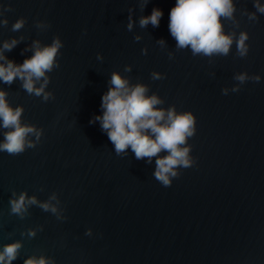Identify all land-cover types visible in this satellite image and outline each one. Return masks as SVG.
Returning a JSON list of instances; mask_svg holds the SVG:
<instances>
[{
	"label": "water",
	"instance_id": "1",
	"mask_svg": "<svg viewBox=\"0 0 264 264\" xmlns=\"http://www.w3.org/2000/svg\"><path fill=\"white\" fill-rule=\"evenodd\" d=\"M175 3L149 0L141 11L138 0H0L12 9L4 13L9 23L0 28V43L25 36L6 52L17 64L33 55L22 50L35 39L47 44L59 35L64 42L59 67L49 73L47 90L54 99L28 95L19 80L10 86L0 82L10 103L24 105V122L44 129L36 148L18 156L0 152V246L24 241L13 264L34 253L57 264H264V14L249 22L240 11H255L254 0H237V35L248 31L249 53L237 57L234 43L228 56L210 63L175 49L168 28ZM130 8L137 22L131 32ZM154 8L163 11L159 26L140 28L139 18ZM20 17L25 26L12 32ZM37 21L50 27L39 30ZM136 34L141 41L134 40ZM161 38L167 46L157 42ZM129 64L132 71L124 73ZM117 70L132 83L148 84L149 94L164 98V107L175 104L196 115L197 131L188 141L195 163L181 169L170 187L154 178L155 158L151 164L137 160L131 149L127 157L116 155L99 122L89 123L102 114V96ZM153 71L165 79L153 81ZM244 71L260 74V82L249 80L240 91L223 95ZM14 190L40 200L57 192L67 219L36 206L24 219L9 215ZM40 225L34 238L21 236ZM89 228L91 236L85 234Z\"/></svg>",
	"mask_w": 264,
	"mask_h": 264
},
{
	"label": "clouds",
	"instance_id": "2",
	"mask_svg": "<svg viewBox=\"0 0 264 264\" xmlns=\"http://www.w3.org/2000/svg\"><path fill=\"white\" fill-rule=\"evenodd\" d=\"M141 11L149 0H138ZM255 11L243 9L240 15L246 16L249 22H257L258 14H264V3L254 0ZM12 11L11 5L5 8L0 5V28L9 23L5 12ZM135 9L128 10L127 31H133L136 20L133 13ZM237 0H176L175 6L169 14V32L176 41V50L188 49L193 56L208 57L212 63L213 57H226L231 53L233 44L236 45V56L246 57L250 45L248 31H240V19L236 16ZM163 11L154 8L152 13L139 18L140 28L149 24L158 27ZM225 21L232 25V31H225ZM26 24V18L20 17L13 24L11 31L19 32ZM39 30L50 27L46 21H37ZM142 35L136 34L134 40L141 41ZM25 40V36H13L0 43V82L12 85L19 80L21 90L28 95L42 97L47 102L54 99V93L48 89L51 73L59 67L58 57L63 47V41L56 35L51 43L44 44L40 39H35L23 52L31 51L33 55L26 58L23 63L17 64L10 59L6 52L12 51L18 44ZM161 46H167L165 39L157 41ZM148 48L142 49L146 55ZM174 56L169 53V59ZM97 59L103 61L102 53L97 54ZM132 65L124 67V73L132 71ZM214 75V74H213ZM153 81L163 80L166 74L153 71ZM238 83L231 89L225 87L222 94L240 91L241 85L251 80L259 83L260 74L249 75L247 71L239 72L233 77ZM150 92V86L142 81L131 82V77L113 71L109 79V89L103 94L101 109L102 114L95 115L90 124L99 122L100 128L107 134L109 141L114 146L116 155L128 156V150L134 153L137 160L146 159L148 164L155 158L154 178L164 187H170L173 179L178 177L181 169L194 165L195 159L191 155L192 145L189 139L196 134L197 118L192 111H178L175 104L164 107L165 100L158 93ZM9 93L0 88V152L10 156H18L28 149L36 148L44 134V129L34 123L24 122V105L14 106L9 101ZM166 153V154H162ZM44 188L41 187L40 191ZM32 206L39 207L44 212H50L58 220H66L61 208V201L57 192H52L46 200H40L37 195H29L27 190L17 193L15 190L9 200V215L18 216L20 219L27 217ZM39 228H28L21 232L22 237L32 239ZM86 235H92L89 228ZM23 239H16L0 246V264H13L21 255ZM23 264H57L55 258L45 254H32L24 259Z\"/></svg>",
	"mask_w": 264,
	"mask_h": 264
}]
</instances>
